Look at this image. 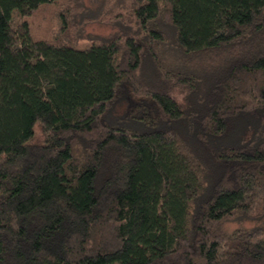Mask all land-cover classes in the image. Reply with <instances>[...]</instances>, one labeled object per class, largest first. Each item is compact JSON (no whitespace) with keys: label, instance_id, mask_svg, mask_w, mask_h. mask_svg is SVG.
I'll use <instances>...</instances> for the list:
<instances>
[{"label":"trees","instance_id":"16d2710c","mask_svg":"<svg viewBox=\"0 0 264 264\" xmlns=\"http://www.w3.org/2000/svg\"><path fill=\"white\" fill-rule=\"evenodd\" d=\"M75 1L0 0V264H264V0Z\"/></svg>","mask_w":264,"mask_h":264},{"label":"rangeland","instance_id":"374dc122","mask_svg":"<svg viewBox=\"0 0 264 264\" xmlns=\"http://www.w3.org/2000/svg\"><path fill=\"white\" fill-rule=\"evenodd\" d=\"M117 0H76L74 7L77 12L74 18L67 22L66 30L72 32V45L75 47H85L92 43L105 42L112 37L121 36L130 26L123 25L120 21H115L114 15L125 12L124 6L118 5ZM57 5L45 6L39 12L34 13L29 19L32 29L36 32L37 37L57 41L61 38H69L60 30L58 14L61 7ZM72 20V21H71ZM72 27V28H71ZM125 101V100H124ZM125 102L119 103L113 108L108 121L110 123H123L126 116ZM259 222L243 223L239 226L235 223L225 225L226 231H232L238 227L250 228L258 225Z\"/></svg>","mask_w":264,"mask_h":264}]
</instances>
